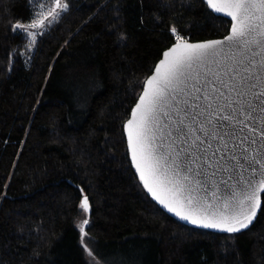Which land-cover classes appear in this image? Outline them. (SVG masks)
Wrapping results in <instances>:
<instances>
[{
  "label": "trees",
  "instance_id": "trees-1",
  "mask_svg": "<svg viewBox=\"0 0 264 264\" xmlns=\"http://www.w3.org/2000/svg\"><path fill=\"white\" fill-rule=\"evenodd\" d=\"M66 2L0 0V264H264V194L242 232L185 224L144 189L124 130L177 35L223 37L231 21L204 0Z\"/></svg>",
  "mask_w": 264,
  "mask_h": 264
},
{
  "label": "snow or ice",
  "instance_id": "snow-or-ice-1",
  "mask_svg": "<svg viewBox=\"0 0 264 264\" xmlns=\"http://www.w3.org/2000/svg\"><path fill=\"white\" fill-rule=\"evenodd\" d=\"M204 2L232 18L230 34L204 43L177 35L127 121L128 142L140 178L161 204L193 224L235 233L255 218L258 193H264V0ZM68 8L66 0H55V9ZM56 14L48 11L32 27ZM245 174L255 183L245 180L242 195L220 205L218 189L209 202L187 186L194 179L201 186L215 184L216 178L227 185L233 175ZM81 208H92L87 195ZM84 248L92 254L87 244Z\"/></svg>",
  "mask_w": 264,
  "mask_h": 264
},
{
  "label": "water",
  "instance_id": "water-1",
  "mask_svg": "<svg viewBox=\"0 0 264 264\" xmlns=\"http://www.w3.org/2000/svg\"><path fill=\"white\" fill-rule=\"evenodd\" d=\"M213 11V10H212ZM214 12V11H213ZM216 15H219V16H223V17H226L228 18L230 21H231V24L234 23V21L232 20V18L230 16H228L226 13H217V12H214ZM230 28H231V25H230ZM230 34V30H229V33H227L225 36L229 35ZM219 37V38H210V39H206V40H199V41H191V40H187L189 43H204V42H207V41H211V40H223L224 37ZM176 43V42H175ZM173 45V44H172ZM171 45V46H172ZM170 46V47H171ZM170 47H168L167 49L164 50V52H166ZM226 51V49H225ZM163 52V53H164ZM163 59V54H162V57L159 59V61L156 63L152 73L146 78L145 80V83H144V87H143V90L142 92L140 93L139 97L143 95L144 93V90H145V87L147 86L146 85V82L147 80L154 74V71H155V68L159 65V62L160 60ZM209 66L210 67H215L214 65L211 64V62H209ZM200 71H203V68L200 69ZM139 97L137 99V101L135 102V104L133 105L132 109H131V112H130V116L129 118L126 120L125 124H124V130H125V135H126V141H127V146H128V152H129V157H130V160H131V164H132V167L134 169V171L136 172L137 176H138V179L140 180L141 184L143 185L144 189L146 190V192L148 193V195L163 209L165 210L167 213H169L171 216H173L174 218L180 220L181 222L185 223V224H188L190 226H193V227H197V228H202V229H206V230H211V231H216V232H222V233H232V232H227L225 230H221V229H213V228H208V227H204L202 225H199V224H193L190 220H187V219H184L182 218L180 215H177L175 212H172L168 207H166L164 204H161L159 200L156 199L155 196L152 195V193L148 190V187L145 186L144 184V181L140 178V172H139V169H137L136 167V163L135 161L133 160L132 158V150H131V146L128 142V134H127V121L129 119H131V114H132V111L135 109V105L139 102ZM183 176V173H181V177ZM224 179H227V177H225ZM245 180H250L252 181L253 183H255V179H254V176L252 174H245V176L243 177V179H241L240 177H237L235 175H233V179L231 181H228L227 185H225L223 182H221V180L219 178H216L215 179V184H213L212 182H205L203 183V186L201 185H198L196 182H195V179L192 180V181H189L187 182V186L189 187V189L191 190V194L196 196V197H204V198H207L209 200V202H212L213 198L211 197V192L213 190H217L216 191V198H215V203L217 205H220L223 203V200L225 198H228V197H232L233 195L237 194V193H240L242 195V188L244 187V182ZM238 181V183H237ZM263 194L264 193H258V196H259V199L261 201V207L260 209H258L257 213H256V216L255 218L252 220V222L248 225L247 228H244V229H241L239 232H242L246 229H248L249 227H251L254 222L257 220L258 216H259V213L262 209V206H263ZM235 233H238V232H235Z\"/></svg>",
  "mask_w": 264,
  "mask_h": 264
},
{
  "label": "rangeland",
  "instance_id": "rangeland-1",
  "mask_svg": "<svg viewBox=\"0 0 264 264\" xmlns=\"http://www.w3.org/2000/svg\"><path fill=\"white\" fill-rule=\"evenodd\" d=\"M186 40V39H185ZM82 202V201H81ZM91 211V210H90ZM90 211H85L81 208V204L79 207V216L77 218V228L80 232V237H81V245L86 253L87 258L89 259L90 262H94V257L93 254H89V252L84 248V244L88 245V248L92 249V234L89 231V227L91 225V219H90ZM87 219L88 224L84 225L83 221ZM87 232V236L84 235V233Z\"/></svg>",
  "mask_w": 264,
  "mask_h": 264
}]
</instances>
